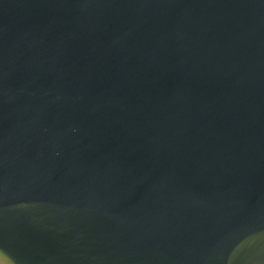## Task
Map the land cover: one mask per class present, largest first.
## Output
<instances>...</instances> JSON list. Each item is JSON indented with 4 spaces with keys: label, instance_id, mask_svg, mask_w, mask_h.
<instances>
[{
    "label": "water",
    "instance_id": "obj_1",
    "mask_svg": "<svg viewBox=\"0 0 264 264\" xmlns=\"http://www.w3.org/2000/svg\"><path fill=\"white\" fill-rule=\"evenodd\" d=\"M0 262L264 264V0H0Z\"/></svg>",
    "mask_w": 264,
    "mask_h": 264
},
{
    "label": "built area",
    "instance_id": "obj_2",
    "mask_svg": "<svg viewBox=\"0 0 264 264\" xmlns=\"http://www.w3.org/2000/svg\"><path fill=\"white\" fill-rule=\"evenodd\" d=\"M0 264H4V263L0 262Z\"/></svg>",
    "mask_w": 264,
    "mask_h": 264
}]
</instances>
